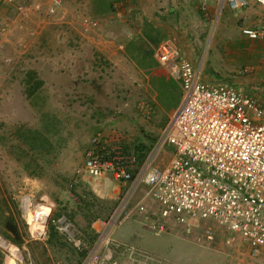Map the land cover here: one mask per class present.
Wrapping results in <instances>:
<instances>
[{"label":"rangeland","instance_id":"rangeland-1","mask_svg":"<svg viewBox=\"0 0 264 264\" xmlns=\"http://www.w3.org/2000/svg\"><path fill=\"white\" fill-rule=\"evenodd\" d=\"M26 2L24 14L15 7H0V239L12 245L10 253H20L18 260L14 256L5 260L0 252V264H84L96 249H100L99 259L107 264L126 263L130 246L122 240H118L119 249L101 246L102 239L92 228L97 220L111 218L125 189L112 180L82 181L78 185L74 180L97 133L119 139L136 157V147H153L158 141L169 113L161 109L158 88L150 81L158 67L153 54L173 25L170 20H176L166 19L164 11L149 8L140 0H95L87 4L84 0H63L53 17L46 14L51 0ZM205 9L202 4L201 10ZM232 12L222 1L207 22L201 20L204 41L210 45L200 49L194 66L201 69L205 63L214 65L220 60L211 41L221 29L220 17L224 33L231 39L244 37L243 20L232 17ZM255 27L249 29H264V24ZM244 38L241 42L246 43ZM250 47L254 51L264 49V42H251ZM235 54L231 57L234 62L250 60L245 54L239 60V53ZM260 61L264 63V55ZM222 67L223 80L233 82L237 74ZM144 104L153 108L150 115L143 112ZM28 131L26 143L20 134ZM38 133L40 138H31ZM35 146L39 152L31 154L29 147ZM171 154L166 147L160 164H167ZM144 191L145 186H141L129 209L142 200ZM25 199L30 201V215ZM50 210L45 237H33L30 229L33 233L40 229L33 221L36 213L44 211L48 216ZM63 219L71 224L74 236L60 230ZM9 223L18 230V237L9 230ZM139 224L140 220L132 217L115 227L111 238L115 239L117 230ZM142 229L140 241L151 245L154 234ZM216 232L214 248L222 247L226 255L237 257L233 264L237 260L250 264L245 247L236 248L238 253L225 248V233ZM165 240L175 252L194 250L191 245H196L170 236ZM169 262L164 260L163 264L175 263Z\"/></svg>","mask_w":264,"mask_h":264},{"label":"built area","instance_id":"built-area-1","mask_svg":"<svg viewBox=\"0 0 264 264\" xmlns=\"http://www.w3.org/2000/svg\"><path fill=\"white\" fill-rule=\"evenodd\" d=\"M26 1L0 0V7H15L24 14ZM226 1L233 11L248 6L246 0ZM255 1L264 6V0ZM62 2L51 0L47 17H53ZM242 32L250 40H264V30ZM154 59L182 91L158 141L140 164L122 141L98 133L90 140L74 180L75 185L112 180L126 187L111 218L93 224L101 246L119 249L111 233L136 217L151 233L170 234L203 247L217 242L219 230L225 233L228 249L235 251L241 245L247 249L250 264H264V101L229 83H204L201 69L183 58L170 39L156 47ZM142 108L146 115L153 111L147 104ZM166 147L172 154L162 165L160 156ZM141 186H145L142 200L129 209ZM50 214L51 210L42 234L30 232L33 237H45ZM153 216L156 219L151 221ZM60 224L61 231L74 236L70 223L63 219ZM0 241V252L11 245ZM99 250L84 264H107L99 259Z\"/></svg>","mask_w":264,"mask_h":264},{"label":"crops","instance_id":"crops-1","mask_svg":"<svg viewBox=\"0 0 264 264\" xmlns=\"http://www.w3.org/2000/svg\"><path fill=\"white\" fill-rule=\"evenodd\" d=\"M222 1L223 4H227L230 11H233L226 0H167L165 2L164 0H140V3L146 4V6L150 5L149 8L152 6L156 11H164L162 14L168 20L173 19L178 21L170 20L173 25H170L165 39H162L158 45L164 40H172L182 57L187 59L192 65H195L197 59H199L197 54L199 55L200 49L202 48V51H204L205 48H209L210 45V43L204 41L205 37L203 38V33L205 30L201 27V20L207 22L208 18H211L212 13L219 9ZM246 1L248 2V6L239 11H233L234 13H232L234 16L232 17H238L240 20H243L244 28L248 29L264 24V6H260L255 0ZM84 2L87 4L95 2V0H84ZM202 4H205V10H201ZM4 13L6 14V11ZM222 19L223 18L220 17L221 29L216 30V33L211 39V41L213 40L212 46H215L217 49L215 55H219L218 59L220 60L217 59L218 61H216L214 65H212L210 61L209 63H205L204 67H201L202 81L210 85L229 83L240 91L249 93L250 96L259 99V101H264V63L260 61L261 58H263L264 49H261V47L258 51H254V49L251 50L252 47H250L251 42L254 43L261 41L263 43L264 40H250L244 34L242 35L248 40L246 43L241 42V39L243 40L244 37L237 38V36H234L233 39H231L229 34L224 33L226 28L223 29L225 24H223ZM228 25L230 26L232 24L229 23ZM242 31L243 29L241 32ZM230 43H232V45H229ZM233 51L239 53L238 59L241 55L244 56L245 54L246 59L250 60L246 63L242 62V60L234 62L231 59V57L234 56L233 54H235ZM206 53H208V49ZM228 59L233 62L231 63L229 61L230 68L228 66ZM234 60H236V57ZM222 66H227V73L232 72L237 74L236 76H233V82L223 80L225 76L222 75ZM195 67L199 68L198 66ZM245 69H248V72L242 73ZM150 81L155 88H158L157 99L162 110L164 109V111H168L169 113L172 108L178 106L182 98L181 87L178 83L172 81L159 66L157 67V70L152 71ZM167 148L171 150L170 147ZM122 187L126 190L124 185H122ZM155 219L156 217L153 216L150 220L152 221ZM139 227H141V229H139ZM142 227L147 230V228L141 223L139 225H132L128 227V229H119L114 233L113 236L116 241L122 240L125 244L130 246V248L127 247L128 252L125 251L129 256V260L123 264H134L133 262H136L137 264H158V262L163 264L164 260L172 263L175 262L174 264H186V262L188 264H233V260L237 259V257L226 255L222 247L214 248L212 245L206 247L201 246L202 248L198 245H191L194 250H181L175 252L172 244L165 240L169 236L170 238L172 237L176 239L170 234L156 235L153 233L155 240L151 241V245H148L147 242H145L147 244L145 245L140 241L143 239L141 233L143 231ZM179 244L181 245L183 243ZM224 246L225 248L227 247L225 244ZM239 247L240 246L238 245L237 248ZM245 251V256L247 258V249H245ZM235 252H237L236 249ZM241 262L242 260H237L236 264H241Z\"/></svg>","mask_w":264,"mask_h":264},{"label":"trees","instance_id":"trees-1","mask_svg":"<svg viewBox=\"0 0 264 264\" xmlns=\"http://www.w3.org/2000/svg\"><path fill=\"white\" fill-rule=\"evenodd\" d=\"M27 134H29V131L26 132V134H23V133L20 134V138H21V140H22V141L24 140V142H26V143H27V136H26ZM36 135H37V134H36ZM40 137H41V136H40V133H38V136L31 137V138H40ZM33 141H34V140H33ZM28 146H29V145H28ZM29 148H30V152H31V154H33L34 151L39 152V150L36 148V146H35L34 148H31V147H29ZM151 148H152V147H144V146H138V147H136L137 155H138V156H137V159H138V161H139L140 164L144 161L146 155H147L148 152L151 150ZM36 149H37L38 151H37ZM8 228H9V230L11 231V233H12L14 236H16V237L19 236L18 230H17L16 227H14L11 223H9ZM51 228H52V229L50 230V233L53 232V227H51Z\"/></svg>","mask_w":264,"mask_h":264},{"label":"bare ground","instance_id":"bare-ground-1","mask_svg":"<svg viewBox=\"0 0 264 264\" xmlns=\"http://www.w3.org/2000/svg\"><path fill=\"white\" fill-rule=\"evenodd\" d=\"M25 200H27V202H28V205L26 206V208H27V213H28V215H30L31 214V212H32V210L29 212V210H28V206H29V203H30V201L28 200V199H25ZM24 200V201H25ZM36 215L38 216V217H36V219H33V221L35 222V223H37V224H39L40 225V229L39 230H37V229H34V233L31 231V229H30V232L33 234V235H36V236H38V235H40V234H42V231H43V222L44 221H40V220H38V219H40V218H43L44 220H46V217H47V215L45 214V212L43 211L42 212V214L40 215L39 213H36ZM10 247H12V245H9L8 246V248H7V250H8V252L5 250V249H3V251L1 252L2 254H3V256H5L6 258H5V260H8L9 258H11L12 256H17V255H13L12 253H9V248ZM18 250V249H17ZM18 255L20 256V253H18ZM11 262V261H10ZM11 264H13V262H11Z\"/></svg>","mask_w":264,"mask_h":264},{"label":"clouds","instance_id":"clouds-1","mask_svg":"<svg viewBox=\"0 0 264 264\" xmlns=\"http://www.w3.org/2000/svg\"><path fill=\"white\" fill-rule=\"evenodd\" d=\"M98 134V133H97Z\"/></svg>","mask_w":264,"mask_h":264}]
</instances>
